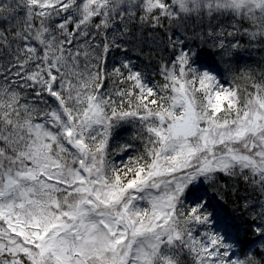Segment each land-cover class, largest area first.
Listing matches in <instances>:
<instances>
[{
    "label": "snow or ice",
    "instance_id": "snow-or-ice-1",
    "mask_svg": "<svg viewBox=\"0 0 264 264\" xmlns=\"http://www.w3.org/2000/svg\"><path fill=\"white\" fill-rule=\"evenodd\" d=\"M0 264H264V0H0Z\"/></svg>",
    "mask_w": 264,
    "mask_h": 264
}]
</instances>
